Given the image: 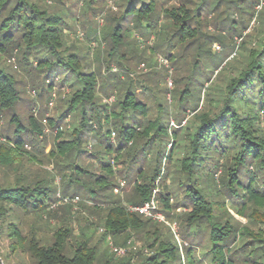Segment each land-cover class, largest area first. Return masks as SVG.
Returning a JSON list of instances; mask_svg holds the SVG:
<instances>
[{
    "label": "trees",
    "instance_id": "obj_1",
    "mask_svg": "<svg viewBox=\"0 0 264 264\" xmlns=\"http://www.w3.org/2000/svg\"><path fill=\"white\" fill-rule=\"evenodd\" d=\"M154 2H143L141 19L154 18ZM229 2L237 10L229 22L228 34L233 39L234 50L242 51L236 61L240 67L232 71L226 62L220 74H227L223 85L215 82L206 87L211 77L199 84L190 82L195 90L206 94L204 109L199 108L201 96H196L190 83L186 84L179 93L177 119L166 120V115L171 113L162 109V104L158 105L159 115L150 118L149 106L137 98L131 86L112 109L98 101V74L85 69L80 56L66 46L68 24L63 14L33 0H0V55L18 51L23 70L41 77H32L40 96L55 93L56 85L61 89L67 86L71 95L65 109L57 119L47 120L50 119L51 126L58 127L67 114L78 115L80 125L69 139L63 138L64 132L58 130L55 143L47 153L53 170L45 168L37 153L28 149L38 146L45 128L34 113L24 118L18 111L24 100L19 80L0 62V235L8 239L6 259L27 255L29 262L25 264H264V0ZM204 3L210 18L218 10L217 23L227 18L220 16V0L209 3L201 0L195 8L186 6L182 0L177 6L163 8L158 16L160 19L165 15L171 21L166 24L169 36L165 41L174 39L177 44L186 43L185 50L193 47L198 51L194 70L201 65V52L209 56L216 53L211 47L206 48L208 41L222 44L220 40L226 39L218 29L219 24L213 33L202 32L199 25ZM255 4L260 8L256 9ZM132 8L129 6L128 10ZM251 21L258 22L254 34L246 33ZM235 36L240 39L237 46ZM191 100L198 101L192 108L195 122L185 127L188 120L183 124L179 115L186 111ZM105 124L109 126L107 138L110 140L111 134L117 132L118 140L117 145L110 141L104 148L105 154L113 157L100 158L103 172L98 174L92 170L96 166L91 164L99 151L88 152L84 144L93 130H97L94 137L98 138ZM100 139L102 142L103 138ZM153 150L155 155L150 153ZM143 152H148L150 159H140ZM82 156L90 160L80 164ZM222 160L225 164H221ZM172 161L179 167L175 172L177 189L166 184L159 194L169 218L173 209L188 208L182 220L192 245L186 247L185 254L153 226L156 221L130 211L112 198L116 186L115 164H130L125 177L136 168L134 197L129 204L141 205L151 198L156 179L165 182L167 172L162 168ZM34 164L39 166L37 171L32 170ZM221 167L222 176L217 181L215 175ZM57 176L63 180L61 195ZM172 194H177L175 204L171 203ZM80 195L93 202L90 203L94 210L104 212L103 236L111 235L120 243L118 238L126 235L122 242L125 245L137 235L145 247L117 259L108 251L100 253V248L92 243L93 234L83 228L76 233L68 217L64 216L62 223L53 227L52 206ZM218 195L223 206L228 195L236 213L259 224V229L243 225L227 208L224 209L227 217L218 215L219 202L215 200ZM203 233H207V244L202 255L197 256L195 245H201ZM145 249L150 252L146 253ZM1 258L5 260L0 251ZM0 264H3L1 260Z\"/></svg>",
    "mask_w": 264,
    "mask_h": 264
},
{
    "label": "rangeland",
    "instance_id": "obj_2",
    "mask_svg": "<svg viewBox=\"0 0 264 264\" xmlns=\"http://www.w3.org/2000/svg\"><path fill=\"white\" fill-rule=\"evenodd\" d=\"M33 1L40 3L43 7L52 11L60 12L66 18L68 24L65 36L66 46H69L71 51L76 52L80 56L81 64L85 66V69L94 70L98 74V101L107 104L109 109L114 108L118 98L122 96L128 86H131L137 98L149 106L148 114L150 118H155L159 115L158 105L162 104V109L166 108V110L171 113L170 115H166V120H170L171 118L177 119L179 93L186 84L190 82H198L199 84V81L206 82L209 80L208 77H211L210 81L206 82V87L214 85L215 82L217 84L219 83V85H223L222 83H225V80H227V74H223V76H220V74L224 72L222 67L226 62L231 65L230 69L232 71H237L240 67V64L236 61L242 51L239 48L234 50L233 39L228 34L229 22L236 16L234 12L237 11L234 3L230 5V0H220V16L223 14V16L227 17L222 22L220 21V23L219 20L217 23L218 10L213 11L214 15L210 18L207 4L204 3L201 6L203 17L199 27L202 29V32L205 34L213 33L214 30H216V24H219L218 29L225 34L224 36L226 39L220 40L223 45L218 41L211 43L208 41L206 43V48L211 47L212 52L216 53H212L209 56L205 52H201L200 58L202 61L199 67L200 70H194V62L196 61L195 59L198 51L193 47L185 50L186 43L177 44L174 39L171 42L165 41V38L169 36L167 35L169 28H166V24H170L171 21L165 15L160 19L158 18L159 15H162L163 8L177 6L181 4L182 0H154L155 7L152 11L154 18L152 20L148 18L141 19V15L143 14L140 11L143 2H150V0H63L62 3L56 0ZM183 1L186 6L190 8H195L197 4L201 2V0ZM207 1L209 3V1L213 0ZM129 6L133 8L128 10ZM255 8L259 9L260 6L255 4ZM257 21L256 23L251 21V25H249L246 33L249 32L254 34L258 26ZM116 33L119 34V37ZM235 39L237 40L235 46H237L240 43V39L238 36H235ZM163 41L165 42L163 43ZM168 56L174 58L169 60ZM161 57L166 58L168 61L161 62ZM0 59L1 64L19 80L18 86L23 92L24 100L21 102L22 106L20 105L18 111L24 118H26L29 113H34L45 128L44 135L41 137L38 146L36 148L32 146L28 149L37 153L38 157L42 159L41 163L44 164L43 166L45 168L53 170V162L49 159L50 157H48L47 153L50 152L55 143V135L58 130H60L64 132L63 138H71L73 130L80 127L78 123L79 116L67 114L58 127L51 126L49 124L50 119L47 120V118L57 119L59 117L61 112L65 109V103L71 95V90L67 86L61 89L59 85H56L55 93L53 92L51 95L47 96H40L39 90L33 86L32 77L35 79L41 77L34 73L28 74L23 70L18 51L12 55H0ZM170 80L173 82L172 86L169 85ZM191 84L192 83H190L189 86L195 92L196 96H201L199 108L204 109L207 103L206 94H204L203 91L200 92L199 89L195 90L194 85L192 86ZM197 99L198 97L196 100ZM203 101L205 102L204 104ZM197 103L198 101L193 100L187 102V106L185 107L186 111L179 115L180 119H183V124L188 120L185 127L192 126L193 122H195V112L192 111V108ZM94 125L96 129L99 128L97 123ZM108 127V124H105L102 131L98 129V131H100V134L97 135L98 138L94 137L97 130H93L92 133H90L91 136H84L87 137L84 148L88 150V152L94 150L99 151L98 156L96 155L95 158L96 164H91L92 166H96L92 168V170L98 174L103 172L100 168V158L102 156H105L107 159L113 157V154L111 156L106 155L104 148L110 141L113 145H117L118 133L116 132L115 136L111 134L109 140L105 135ZM101 135H103V137H101ZM100 138H103L102 142ZM98 139H100V141ZM170 143L171 139L168 140L167 148H169ZM154 151L155 150L150 152L151 155H155ZM90 154L91 153H87L85 155ZM150 157L148 152H143L140 159H150ZM86 158L85 156H82L81 159L79 158V163L83 164ZM149 159H147V161ZM222 161L221 164H225V160ZM25 163L26 166L29 165V163ZM174 163L175 162L172 161L169 165L167 164V168L166 166L162 168L163 172H167L165 182H163V180H158L160 178L156 179L154 188L158 187V189L164 191V186L167 184L169 188L177 189V184H175V172L179 167L175 166ZM30 166L31 165L28 167ZM129 166L130 164L128 162L126 164L121 162L115 164L116 176L114 181L116 186L113 187L114 193L112 197L120 201L126 207L131 205L129 204V200L134 197L136 179V168L131 169V171L129 170V177L124 176ZM222 168L223 167H221L215 175L217 181H219L220 176H222ZM38 169V164L32 166L33 171H37ZM122 180L126 182L123 187L120 185V181ZM56 183L58 187L60 186L59 194L61 195L63 180L60 176L56 177ZM156 196L158 199V212L161 213L173 227L159 219H153L156 221L153 226L158 228L163 237L171 239V241L176 243L181 253L185 254L186 247L192 245L189 241L190 239L187 237L188 234H186V223L182 220V216L188 208L178 207L176 210L173 209L171 211L172 216L169 218L163 211L164 205L163 201L160 199V194L158 193ZM172 196L173 199L171 203L175 204L177 202V194H172ZM215 200L219 202L216 204V213L218 215L227 217L224 211V209L227 208L243 225H249L256 230L259 229V224L252 223L248 218L236 213L231 200L228 199V195L226 199L227 203H225L224 206L219 195ZM90 202L92 201L86 195H80L79 199L77 196H74L72 199L61 200L58 204L53 205V216H51L50 221L51 224H53L52 226L57 228L62 223V218H64V216L68 217L67 219L71 220V225L76 233L83 228L88 234H93L92 243L100 248V253L108 251L109 254L114 255L117 259H123L129 254L135 253L145 247L143 239L138 238L137 235H133L131 237L132 239L129 238L125 245H122V242H124L126 235H122L118 238L120 243H116L114 237L111 235H104L105 239H102L104 237V232L102 230L104 212L98 209L94 210L92 207L93 204ZM101 204L104 208L108 207V204ZM67 205L71 207L66 209L65 207H67ZM91 222H93L94 225H90ZM202 236L201 245H195L197 256L202 255L205 250L203 246L205 247L207 244V233H203ZM196 240H198V238ZM7 246V237L0 235V251L2 252L3 258H5V260L2 258L0 259L3 264H25L29 262V257L27 255L18 258H14L15 256H13L11 260L6 259V255L9 253ZM115 248H118L119 251L115 250ZM145 252H150V249H145ZM12 258L14 259L13 262Z\"/></svg>",
    "mask_w": 264,
    "mask_h": 264
},
{
    "label": "built area",
    "instance_id": "obj_3",
    "mask_svg": "<svg viewBox=\"0 0 264 264\" xmlns=\"http://www.w3.org/2000/svg\"><path fill=\"white\" fill-rule=\"evenodd\" d=\"M161 62L164 61H168L166 58H160ZM169 85L172 86L173 82L172 80L169 81ZM172 125H175L174 121L171 122ZM114 136L116 135V132L112 133ZM159 180V179H158ZM126 182L124 180L120 181V185L121 187L125 186ZM160 189H158V187H155L153 189V194L151 196V198L146 201L144 204L141 205H130L128 208L130 211L132 212H137L143 216L152 218V219H159V220H163L166 223H168L170 226H172L169 222H167L166 218H164V216L158 212L157 208H158V199H157V194L159 193ZM79 199V198H78ZM173 227V226H172ZM115 250H118V248H115Z\"/></svg>",
    "mask_w": 264,
    "mask_h": 264
}]
</instances>
